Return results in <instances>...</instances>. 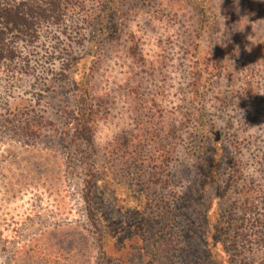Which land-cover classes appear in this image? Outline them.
I'll return each instance as SVG.
<instances>
[{
	"label": "rangeland",
	"instance_id": "obj_1",
	"mask_svg": "<svg viewBox=\"0 0 264 264\" xmlns=\"http://www.w3.org/2000/svg\"><path fill=\"white\" fill-rule=\"evenodd\" d=\"M69 2L0 65V264H264V0ZM89 49L91 143L70 86Z\"/></svg>",
	"mask_w": 264,
	"mask_h": 264
},
{
	"label": "trees",
	"instance_id": "obj_2",
	"mask_svg": "<svg viewBox=\"0 0 264 264\" xmlns=\"http://www.w3.org/2000/svg\"><path fill=\"white\" fill-rule=\"evenodd\" d=\"M69 1L70 0H0V65H4L6 62L12 64L20 60V46L26 45L27 47H31L38 43L41 38L42 28L45 27V25H58L63 17L66 16L68 8L71 7ZM208 25L209 28H214L216 23L214 20H211ZM92 53V49H89L84 55L72 57L71 59V76L73 78H71L70 86L80 93L82 98H86L89 101V103L81 102V106L75 109V116L71 118V124L77 132L76 137L87 143H91L90 126L93 113L87 83L91 66L87 68L86 64L89 58H93V56H91ZM194 65L196 69L199 70L195 74V77H193V84L196 85V82L200 79L202 74L210 76L211 72L205 69L202 70L201 66L206 65L205 62L200 63V61L197 60ZM19 70L22 71L21 69ZM26 130H29V128H26ZM234 177L231 176L229 182H232ZM105 189H107V187H105ZM262 207L263 205L261 207L255 205V212H257L255 214V222L261 225L264 224V213L262 214L260 212L262 211ZM239 209L241 210V215L246 216L245 207L240 206ZM243 231V219L238 218L235 214L230 215L227 226L220 228L222 239H224L225 234L233 233L232 246L236 245L240 248L239 242L241 240H247V238H243L245 237ZM224 252L226 253V251Z\"/></svg>",
	"mask_w": 264,
	"mask_h": 264
},
{
	"label": "clouds",
	"instance_id": "obj_3",
	"mask_svg": "<svg viewBox=\"0 0 264 264\" xmlns=\"http://www.w3.org/2000/svg\"><path fill=\"white\" fill-rule=\"evenodd\" d=\"M114 135V129L107 124H103L102 126L97 127V131L94 133L93 139L97 143L98 147H105L111 142ZM243 175L246 178H255V175H258V173H256L254 168L248 167L243 170Z\"/></svg>",
	"mask_w": 264,
	"mask_h": 264
}]
</instances>
